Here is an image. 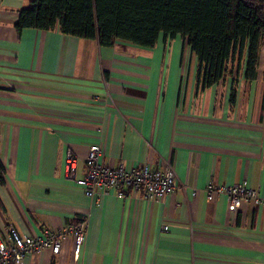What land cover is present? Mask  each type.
I'll return each instance as SVG.
<instances>
[{"label":"crops","instance_id":"obj_1","mask_svg":"<svg viewBox=\"0 0 264 264\" xmlns=\"http://www.w3.org/2000/svg\"><path fill=\"white\" fill-rule=\"evenodd\" d=\"M29 5L0 0V239L9 227L38 235L85 224L76 259L66 233L58 253L18 264H264V201L232 212L226 193L206 190L246 181L264 196V53L254 80L235 60L201 90L198 59L179 35L145 48L101 47L56 27L17 32ZM91 144L102 165H172L175 191L87 197L63 159L70 149L82 177Z\"/></svg>","mask_w":264,"mask_h":264},{"label":"trees","instance_id":"obj_2","mask_svg":"<svg viewBox=\"0 0 264 264\" xmlns=\"http://www.w3.org/2000/svg\"><path fill=\"white\" fill-rule=\"evenodd\" d=\"M94 39L101 47L123 40L152 48L160 36L186 39L199 63L198 87L221 81L237 61L244 79L257 77L264 44V0H30L14 23ZM234 90V87H233ZM233 98V95H232ZM4 168L0 161V186Z\"/></svg>","mask_w":264,"mask_h":264},{"label":"built area","instance_id":"obj_3","mask_svg":"<svg viewBox=\"0 0 264 264\" xmlns=\"http://www.w3.org/2000/svg\"><path fill=\"white\" fill-rule=\"evenodd\" d=\"M262 51L264 52V44ZM100 154L99 144L89 145L82 156L84 175L76 178L77 156L70 149L65 150L64 176L74 181L87 197L97 200L109 192L117 198L141 193L145 199L158 200L165 195H171L176 189L175 171L170 164L153 169L148 163H144L138 169H125L121 164L114 167L102 165L98 161ZM206 190L209 199H212L214 193H226L228 210L232 212L240 208L242 201L254 204H261L264 201V196L250 187L246 181L227 186L210 184ZM84 224L85 221L82 220L53 232L43 231L38 235H20L14 228L9 227L8 242L0 239V264H18L28 254L40 253L44 249L56 254L66 233L72 237V255L76 259L83 239ZM162 228L166 230L168 227L163 225Z\"/></svg>","mask_w":264,"mask_h":264},{"label":"rangeland","instance_id":"obj_4","mask_svg":"<svg viewBox=\"0 0 264 264\" xmlns=\"http://www.w3.org/2000/svg\"><path fill=\"white\" fill-rule=\"evenodd\" d=\"M262 53H264V52L262 51L261 54H262ZM235 64H236V63L233 62V63L230 64V66H232V67H233V66H236Z\"/></svg>","mask_w":264,"mask_h":264}]
</instances>
